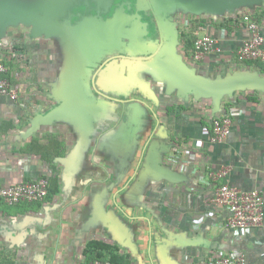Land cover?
Listing matches in <instances>:
<instances>
[{
	"label": "crops",
	"instance_id": "0c3cea01",
	"mask_svg": "<svg viewBox=\"0 0 264 264\" xmlns=\"http://www.w3.org/2000/svg\"><path fill=\"white\" fill-rule=\"evenodd\" d=\"M141 2L135 1L136 14L123 11L126 30L103 39L94 53L83 50L82 58L58 37H32L26 24L9 26L0 37V61L18 94L16 101L0 98V185L45 177L53 190L52 181L58 182L57 193L40 204L0 202V264H82L91 240L118 245L131 264H214L215 255L234 251L249 264H264V226L231 235L225 228L229 213L212 204L217 183L208 177L211 170L230 168L232 185L264 196V92H236L218 110L210 99L167 94L148 69L154 53L168 44L169 30L160 31L156 21L161 39L146 40ZM147 3L154 16V3ZM263 13L264 0H255L235 14L169 13L163 23L169 26L175 17L179 28L193 19L197 37L219 38L220 53L197 65L185 60L199 72L214 73L233 63L250 36L245 28L230 32L219 25ZM242 67L256 72L258 65ZM76 74L80 90L73 88ZM62 98L68 104L64 116L46 123ZM231 108L242 114L233 115L227 141L215 144L212 122ZM170 144L163 160L182 181L141 182L153 147L165 152ZM114 217L133 248L115 240Z\"/></svg>",
	"mask_w": 264,
	"mask_h": 264
},
{
	"label": "water",
	"instance_id": "95a60500",
	"mask_svg": "<svg viewBox=\"0 0 264 264\" xmlns=\"http://www.w3.org/2000/svg\"><path fill=\"white\" fill-rule=\"evenodd\" d=\"M88 1L85 0L81 4L79 0H0V37L4 36L9 26L26 24L33 27L32 37H58L64 45L71 47L73 52L77 51L78 56L82 58L83 50L89 48L91 49L89 54L94 53L103 39L107 43L114 37L116 30L124 31L128 27V23L125 21L127 15L123 12L125 3L117 6L112 17L108 19L100 17L101 12L110 13L115 0H90L96 6V15L81 18V13L73 14L72 9L74 7L81 5L87 7ZM254 1L152 0L156 7L153 13L155 20L158 21V28L162 31V28L166 26L169 30V42L165 46L161 45L160 49L154 53V60L149 65L148 70L153 74L156 82H162L166 86L167 94L175 93L180 100L185 101L191 97L210 99L214 108L218 110L224 98L232 97L236 92L246 90L264 92V76H261L257 71L251 72L239 68L226 76L219 75L215 78L204 76L196 67L185 61L179 50L178 22L172 18L169 26L163 23V19L166 22L169 21L166 18L169 13L235 14L238 9L250 6ZM137 10H140L138 6ZM73 16L78 17L79 20L73 23ZM70 62L73 63L71 65H74V60ZM77 68H80V65H77ZM75 78L78 80L73 88L80 90L82 88L80 76L76 74ZM62 101L64 102L58 109L51 111L45 117L46 123L64 116V109L68 104L65 103V98H62ZM172 148L173 145L170 144L167 151L159 152L156 147H153L140 174L141 182L146 183L151 180L176 184L182 181V176L166 165L163 160V154H168ZM116 219L115 217L112 219L113 225L110 226L115 233V240L122 246L133 248L130 240H127V235L123 237L124 234L121 233L125 230L124 226L120 221L118 223ZM197 241L190 240L188 244L195 245Z\"/></svg>",
	"mask_w": 264,
	"mask_h": 264
},
{
	"label": "built area",
	"instance_id": "2783aa9c",
	"mask_svg": "<svg viewBox=\"0 0 264 264\" xmlns=\"http://www.w3.org/2000/svg\"><path fill=\"white\" fill-rule=\"evenodd\" d=\"M237 26L249 31V38L243 42L236 51L233 62L243 69L246 62L258 65L257 72L264 76V15L255 19L250 14L242 18H236ZM220 39L210 34L198 36L191 58L186 57L184 51L181 54L187 62L194 60L199 63L207 55L220 53ZM8 69L0 61V98L8 97L12 101L18 99L16 90L6 77ZM242 114L241 111L231 108L224 116L216 118L212 122V142L224 144L233 130V115ZM175 153H179L177 148ZM231 169L222 167L211 170L209 180L217 183L212 204L229 213L226 221V230L233 236L259 229L264 226V196L260 190L247 191L232 185L229 181ZM50 182L42 177L33 181L21 182L9 186L0 185V202L8 206L21 204H33L44 202L49 194ZM213 214L207 215L212 217ZM205 219V218H204ZM200 219V221H202ZM214 264H249L246 255L234 251L224 255H215L212 258ZM89 264H112L110 261H94Z\"/></svg>",
	"mask_w": 264,
	"mask_h": 264
},
{
	"label": "trees",
	"instance_id": "16d2710c",
	"mask_svg": "<svg viewBox=\"0 0 264 264\" xmlns=\"http://www.w3.org/2000/svg\"><path fill=\"white\" fill-rule=\"evenodd\" d=\"M263 15L264 13L261 16ZM204 22L205 21H202L200 24H203ZM219 26L221 28L230 30L231 32L233 29L237 27V20L236 19L234 20L233 18L227 19L225 23H222ZM196 39L197 36L194 34L193 30L191 36H187L186 32H182L181 34L183 51L185 52L186 57L188 58L192 57ZM251 64L254 63L246 62V65L248 66H250ZM52 185H53L52 187L53 190H51L50 187L47 199H51L57 193V189H58L57 180L52 181ZM83 255H84V261L82 264H89L94 261H110L112 264H131L128 257L121 254V248L118 245L108 244L101 240L89 241L85 246Z\"/></svg>",
	"mask_w": 264,
	"mask_h": 264
},
{
	"label": "flooded vegetation",
	"instance_id": "af4514ba",
	"mask_svg": "<svg viewBox=\"0 0 264 264\" xmlns=\"http://www.w3.org/2000/svg\"><path fill=\"white\" fill-rule=\"evenodd\" d=\"M85 0H79V3L83 4ZM135 1L136 0H115L114 5L110 11V13L108 14H104L103 12L100 13V17H103L104 19H108L110 18L114 12L115 9L117 8V6H120L121 4L125 3V9L126 12H128L129 14H136V6H135ZM142 2L140 3V6L144 9V12H141L142 15V21L147 25V31L148 34H146L145 39L146 40H160V34L157 31L156 28V20L154 18V16L151 14V8L149 6V4L147 3V0H141ZM88 6H78V7H74L72 9L73 14H78L81 13V18L84 16H91V15H96V6L94 3H92L90 0L88 1ZM130 6V9H128ZM147 6V7H146ZM78 19V17L73 16L72 21L73 23L76 22ZM146 28L142 27V31H144ZM119 59V58H118Z\"/></svg>",
	"mask_w": 264,
	"mask_h": 264
},
{
	"label": "rangeland",
	"instance_id": "374dc122",
	"mask_svg": "<svg viewBox=\"0 0 264 264\" xmlns=\"http://www.w3.org/2000/svg\"><path fill=\"white\" fill-rule=\"evenodd\" d=\"M174 18V20H177V18H175V17H173ZM187 20V19H186ZM185 20V26L184 25H182V24H180V22H179V28H180V31H179V36H180V38H179V41L182 43V40H181V34H182V32H186V35L187 36H191L192 35V29H193V26H195L194 24H193V22L192 21H194L193 19H188L187 21H190V22H192V24L191 23H189V24H187V21ZM191 25V26H190ZM21 30V33H23V32H26V30H28V29H24V28H22V29H20ZM13 32H15V31H13ZM22 43V42H21ZM190 63H192L193 65H197L198 63L197 62H195L194 60H190ZM199 63H201V62H199ZM239 67L240 66H238V65H236L234 62L232 63V64H230V66H227V64L226 65H223L222 67H218L217 69L216 68H214V73H205V72H200V73H202L204 76H206V77H210V78H215V77H217V76H219V75H222V76H226L228 73H233V72H235L237 69H239Z\"/></svg>",
	"mask_w": 264,
	"mask_h": 264
}]
</instances>
